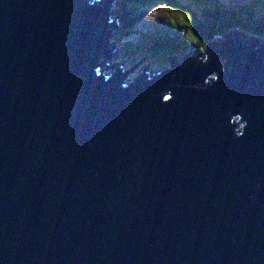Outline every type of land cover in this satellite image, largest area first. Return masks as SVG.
<instances>
[{
    "label": "water",
    "instance_id": "1",
    "mask_svg": "<svg viewBox=\"0 0 264 264\" xmlns=\"http://www.w3.org/2000/svg\"><path fill=\"white\" fill-rule=\"evenodd\" d=\"M116 1L0 0V264H264V41L149 75Z\"/></svg>",
    "mask_w": 264,
    "mask_h": 264
},
{
    "label": "trees",
    "instance_id": "2",
    "mask_svg": "<svg viewBox=\"0 0 264 264\" xmlns=\"http://www.w3.org/2000/svg\"><path fill=\"white\" fill-rule=\"evenodd\" d=\"M195 1L203 5L212 4L213 1L217 6L210 10H198L200 8L192 10L189 0H120L118 7L124 19V33L131 30V24L141 15L139 9L144 4L151 6L162 4V8L171 13L167 25L152 27V35L144 31L140 33V38L133 41L134 43L132 41L123 42L124 57H132L131 61L137 62L143 59L144 54H148L144 62H147L146 67L158 64L159 68L168 64L166 57L162 55L164 52L167 55L174 54V56L181 57L193 50L194 57L204 52L206 56L200 57L204 61L215 58L221 62L223 56L227 61V56L223 54L226 51L217 54L220 50L215 45L224 44L229 39L227 37L231 36L230 33L236 31L240 36H244V32L253 34L260 41L264 38V0H255L254 4H248L247 0L246 3H234L233 1L232 6L229 7L217 3L219 2L217 0ZM248 26L252 27L255 32L246 30ZM211 37H218V39L207 46L206 41H210ZM130 44L133 48L131 54H128ZM135 52L139 55L134 56ZM226 61L222 62V65L226 64Z\"/></svg>",
    "mask_w": 264,
    "mask_h": 264
},
{
    "label": "rangeland",
    "instance_id": "3",
    "mask_svg": "<svg viewBox=\"0 0 264 264\" xmlns=\"http://www.w3.org/2000/svg\"><path fill=\"white\" fill-rule=\"evenodd\" d=\"M119 1L120 0H117L116 1V3H117V6L115 7L116 8V15H115V17H117V15H121L122 16V13L120 12V11H118V13H117V10L119 9ZM217 1H219V2H217V3H221V4H223V5H226V6H232L231 5V2H233L234 1V3H240V2H243V3H246V0H217ZM189 2H190V4H191V8H192V10H197L198 8H200V9H198V10H201V9H204V10H210V9H212V8H215L217 5L215 4L216 2H213L212 1V4H208L207 3V5H203V4H201L200 2H197V1H195V0H189ZM210 2V1H209ZM247 2H248V4H254L255 3V0H247ZM213 3H214V6H213ZM145 5V4H144ZM141 6L142 8H140L139 9V11H140V13H141V15L138 17V19H137V22H136V24L134 25V27L133 28H131V32L129 31L128 32V34L129 33H131L132 35H130V37H129V35L128 36H126V38H124V39H121V41H119V47L121 46V48H122V44H123V42H127V41H134L135 40V38H138L139 36H140V33L141 32H144V31H146V32H151V30L155 27V25L156 24H160V25H167L168 24V22H169V15L171 14L170 12H167L165 9H163L162 7V4H159V6H151L150 4H146L145 6ZM204 10H202V12L204 11ZM123 17V16H122ZM138 23V24H137ZM153 27V28H152ZM246 30H248V31H250V32H252V33H254L255 32V30H253L252 29V27H250V26H248V27H246L245 28ZM245 30V31H246ZM247 37V38H252V39H254V40H258V37L256 36V35H253V34H247V33H245L244 32V37ZM135 37V38H134ZM125 39H127V41H125ZM215 39H218V37H211V40L210 41H206V44L208 45L210 42H212L213 40H215ZM260 40V39H259ZM261 41H264V38H262V40ZM134 43V42H133ZM130 46H131V44H130ZM252 48H254L255 46L254 45H252L251 46ZM120 48V52L121 53H123L124 51H123V48L121 49ZM132 48H133V46H131L129 49L130 50H127V52H128V54H131V50H132ZM187 54V53H186ZM136 55H139L137 52H135L134 53V56H136ZM145 55H148V54H145ZM190 56L191 57H194L195 56V53L193 52V50H192V52H190ZM182 57L183 56H174V58H176L178 61V64H180L181 63V60H182ZM130 58H132V57H130ZM130 58H123L124 60H126V61H128L129 62V64H130V67H134V66H136L137 65V63H141V62H145V59L143 58V59H140V60H138L137 62H132L131 61V59ZM224 61H226L225 60V58H222L221 59V62H219V63H222V62H224ZM167 66V65H166ZM166 66H163V67H159L158 68V64H153L152 66H150V67H145V68H141L142 66H140V69H139V71L140 72H149V75L150 74H152V73H157V72H160L162 69H164V67H166ZM124 69V68H123ZM160 70V71H159ZM135 74H133V73H131L130 74V78L131 77H133ZM210 77H215V74L214 73H212L211 74V76ZM234 120V119H233Z\"/></svg>",
    "mask_w": 264,
    "mask_h": 264
},
{
    "label": "bare ground",
    "instance_id": "4",
    "mask_svg": "<svg viewBox=\"0 0 264 264\" xmlns=\"http://www.w3.org/2000/svg\"><path fill=\"white\" fill-rule=\"evenodd\" d=\"M135 19V18H134ZM138 19V18H137ZM136 22H137V20H133V23L131 24L132 25V28L134 27V25L136 24ZM138 24V23H137ZM146 32V31H145ZM147 33V32H146ZM130 35H132L131 33H130ZM135 38V37H134ZM138 38H140V36L138 37ZM138 38H135V40L134 41H136ZM131 41V40H130Z\"/></svg>",
    "mask_w": 264,
    "mask_h": 264
},
{
    "label": "clouds",
    "instance_id": "5",
    "mask_svg": "<svg viewBox=\"0 0 264 264\" xmlns=\"http://www.w3.org/2000/svg\"><path fill=\"white\" fill-rule=\"evenodd\" d=\"M129 35V37H130V33L129 34H127V36ZM162 55H164V54H162ZM165 56V55H164ZM166 57V56H165ZM147 59V58H146ZM147 63V62H146ZM146 63H145V67H146Z\"/></svg>",
    "mask_w": 264,
    "mask_h": 264
}]
</instances>
